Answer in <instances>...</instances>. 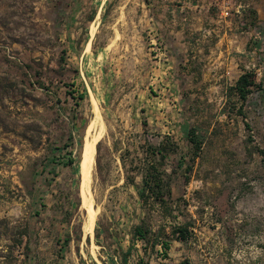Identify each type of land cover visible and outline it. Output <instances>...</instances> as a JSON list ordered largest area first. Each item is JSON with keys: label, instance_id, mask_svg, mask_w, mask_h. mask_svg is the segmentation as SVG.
I'll use <instances>...</instances> for the list:
<instances>
[{"label": "rangeland", "instance_id": "obj_1", "mask_svg": "<svg viewBox=\"0 0 264 264\" xmlns=\"http://www.w3.org/2000/svg\"><path fill=\"white\" fill-rule=\"evenodd\" d=\"M246 1L254 24L242 0H160L162 15L168 7L173 15L166 16L170 35L201 47L170 61L160 33L155 58H72L59 36L66 0H0V218L26 228L27 248L13 249L17 262L121 264L118 246L131 244L133 225L165 223L157 207L140 205L135 167L147 145L167 136L176 147L163 164L174 214L191 233L169 240L166 260L149 252L145 260L264 264V0ZM126 2L136 0H98L102 19H116L110 10ZM244 72L251 92L228 102L226 88ZM99 122L86 195L79 164ZM184 124L204 139L194 159ZM89 210L93 222L84 229ZM134 242L128 264L143 255Z\"/></svg>", "mask_w": 264, "mask_h": 264}, {"label": "trees", "instance_id": "obj_2", "mask_svg": "<svg viewBox=\"0 0 264 264\" xmlns=\"http://www.w3.org/2000/svg\"><path fill=\"white\" fill-rule=\"evenodd\" d=\"M243 14L248 12L250 16V24H254L257 19V13L246 0H242ZM254 84L252 75L249 72L242 73L233 85L226 88V100L230 102L231 97L235 96L237 101H245L247 95L251 92L250 87ZM69 95L73 92H69ZM72 97L76 98V96ZM78 99L83 98V94L78 95ZM183 137L186 139L190 150L192 151V159L197 156L204 143V139L198 129L194 126L181 125ZM164 142L157 145H147L144 150V157L139 160L136 165V172L141 175V183L135 186L138 200L142 207H157L165 219V223L158 225L153 229L150 225H145L143 221H139L133 225L131 229V244L126 249L118 246L120 255L118 256L121 264H128L129 256L131 255L132 245L134 241H140L143 255H138L136 264H149L145 260L146 254H154L159 256L160 259L166 260L168 258V250L170 247L171 238L178 241H187L191 231L189 228L192 226L190 222H178L177 216L174 214V204L172 201L171 187L169 180L166 179L165 169L163 167L164 161L167 156L175 151L174 143H168L169 137H164ZM166 142V143H165ZM61 153L64 165H72L75 159L72 157L71 152L64 150ZM55 162V161H52ZM128 175V173H127ZM26 235V228L13 225L7 218H0V264H23L21 261L17 262L13 256V249L16 246L23 244L26 249L27 244L23 241ZM7 242L4 241L5 239ZM69 240V236L64 239V242ZM149 252V253H148ZM160 264H192L189 260L184 259L178 263H167L165 261Z\"/></svg>", "mask_w": 264, "mask_h": 264}, {"label": "crops", "instance_id": "obj_3", "mask_svg": "<svg viewBox=\"0 0 264 264\" xmlns=\"http://www.w3.org/2000/svg\"><path fill=\"white\" fill-rule=\"evenodd\" d=\"M65 7L67 16L59 36L60 39L63 38L66 46L69 45L66 53L72 58L115 59L134 52L142 55L143 58H155L158 53L151 44L160 38L155 37L158 33L163 34L164 37L165 60L176 61L178 57L182 59V55L186 58L201 51L200 44L186 35L180 37L178 31L170 35L173 32L168 31L166 16L173 15L169 7L166 9L165 16L162 15L164 8L160 0H152V3L136 0V3L126 2L116 6V9L110 10L116 15V19L111 21L102 19V16H105L106 7L99 5L98 0H66ZM169 22H172V19H169ZM103 30L106 31L104 35ZM150 33L152 35L148 39L149 36L146 34ZM103 36L107 37L100 41V37ZM77 37H81L79 42ZM77 45L81 47L77 48ZM161 68L152 67L153 70ZM168 68L169 66L164 67V70Z\"/></svg>", "mask_w": 264, "mask_h": 264}, {"label": "bare ground", "instance_id": "obj_4", "mask_svg": "<svg viewBox=\"0 0 264 264\" xmlns=\"http://www.w3.org/2000/svg\"><path fill=\"white\" fill-rule=\"evenodd\" d=\"M95 114H96V111H95ZM99 123H100V128L98 129L99 131L97 132V135L94 137H91L92 139L90 141H87L86 144L84 145L83 155H82L83 158H82V161L80 162L81 164H79L80 168L82 170V178L84 180V182H83L84 194L86 193V195H87V193H89L90 178H91V174L93 171V165H94V153H95L94 143L97 140V137L101 135L103 128H104L102 122H99ZM93 127H94V125H93ZM88 214H89L88 218L84 224L85 225L84 229L90 228L92 225V222H93L94 214L90 210H89Z\"/></svg>", "mask_w": 264, "mask_h": 264}, {"label": "built area", "instance_id": "obj_5", "mask_svg": "<svg viewBox=\"0 0 264 264\" xmlns=\"http://www.w3.org/2000/svg\"><path fill=\"white\" fill-rule=\"evenodd\" d=\"M229 13H230V11L226 8V9H222L221 10V14L223 15V16H228L229 15Z\"/></svg>", "mask_w": 264, "mask_h": 264}]
</instances>
